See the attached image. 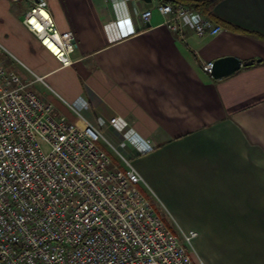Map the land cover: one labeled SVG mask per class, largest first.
<instances>
[{
  "label": "crops",
  "instance_id": "obj_1",
  "mask_svg": "<svg viewBox=\"0 0 264 264\" xmlns=\"http://www.w3.org/2000/svg\"><path fill=\"white\" fill-rule=\"evenodd\" d=\"M46 1L59 31L75 34L70 67L24 26L30 2L0 0V40L28 88L46 82L58 98L35 95L80 128L118 117L149 142L140 154L111 129L140 157L141 177L176 201L178 224L193 226L180 234L242 241L241 255L264 257V0H216L203 15L223 32L206 37L169 30L157 9L168 0ZM227 57L254 64L219 80L204 72Z\"/></svg>",
  "mask_w": 264,
  "mask_h": 264
},
{
  "label": "built area",
  "instance_id": "obj_2",
  "mask_svg": "<svg viewBox=\"0 0 264 264\" xmlns=\"http://www.w3.org/2000/svg\"><path fill=\"white\" fill-rule=\"evenodd\" d=\"M32 4L23 24L62 67H70L73 32L59 31L46 0ZM166 26L199 37L222 27L184 4H160ZM149 22L150 12L140 14ZM56 49V50H54ZM214 62L203 65L212 74ZM84 128L57 118L0 61V264H194L138 186V171L107 168L96 142L113 129L144 154L149 142L115 117ZM191 245L197 232L180 234Z\"/></svg>",
  "mask_w": 264,
  "mask_h": 264
},
{
  "label": "rangeland",
  "instance_id": "obj_3",
  "mask_svg": "<svg viewBox=\"0 0 264 264\" xmlns=\"http://www.w3.org/2000/svg\"><path fill=\"white\" fill-rule=\"evenodd\" d=\"M25 2L27 1H21L19 3H21L25 8ZM6 49H8L7 46L0 40V61L9 73H14L21 79L23 83H25L24 81L30 76L22 72L19 62L15 60V58ZM37 88L43 91L45 96L53 98L54 95L56 98H58V96L51 90L46 82L35 84L28 88V90L36 94L35 90ZM53 114L55 117H59L57 114H55V110H53ZM103 137V139L96 142V145L109 158L110 161L107 165L108 169L113 170L117 168L121 171L126 170V164L122 160L121 155L124 156L133 167H136L137 164H141L142 161L139 160L140 157L129 155V153H127L125 149L119 144V141L116 139L112 130L105 131L103 133ZM143 180L144 182L138 186L139 190L151 203L157 214H159L163 219L168 229L177 235L184 243L194 264H264V257L258 256L256 254L241 255L247 251L242 246V241L206 240L205 233L203 231H199L200 239H194L191 245L186 244L179 233L181 231L179 227L185 229V231H189L188 229L193 226L179 225L178 223L180 221L177 222V220L173 218L171 211L173 210L172 206L176 201L172 200L170 197L171 194L168 193L170 195L169 196L166 194V192H161V190L156 188L154 185V183H156L154 177H146L143 178Z\"/></svg>",
  "mask_w": 264,
  "mask_h": 264
},
{
  "label": "water",
  "instance_id": "obj_4",
  "mask_svg": "<svg viewBox=\"0 0 264 264\" xmlns=\"http://www.w3.org/2000/svg\"><path fill=\"white\" fill-rule=\"evenodd\" d=\"M145 2H151L152 0H143ZM254 62L242 63L236 58L227 57L222 58L214 62V67L212 71V76L216 80L228 77L239 71L242 67H248L253 65Z\"/></svg>",
  "mask_w": 264,
  "mask_h": 264
},
{
  "label": "trees",
  "instance_id": "obj_5",
  "mask_svg": "<svg viewBox=\"0 0 264 264\" xmlns=\"http://www.w3.org/2000/svg\"><path fill=\"white\" fill-rule=\"evenodd\" d=\"M215 2L216 0H202L199 2L190 1V0H168L167 3L172 4L174 6H177L179 4H184L198 12H201V14L208 15L210 12L209 6L214 4Z\"/></svg>",
  "mask_w": 264,
  "mask_h": 264
},
{
  "label": "bare ground",
  "instance_id": "obj_6",
  "mask_svg": "<svg viewBox=\"0 0 264 264\" xmlns=\"http://www.w3.org/2000/svg\"><path fill=\"white\" fill-rule=\"evenodd\" d=\"M54 50H56V49H54Z\"/></svg>",
  "mask_w": 264,
  "mask_h": 264
}]
</instances>
